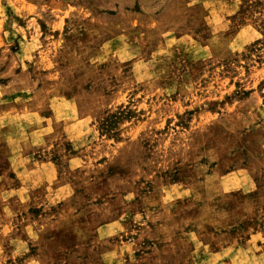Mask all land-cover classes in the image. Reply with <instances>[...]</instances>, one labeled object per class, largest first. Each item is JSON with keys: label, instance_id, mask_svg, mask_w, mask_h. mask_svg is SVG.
<instances>
[{"label": "rangeland", "instance_id": "1", "mask_svg": "<svg viewBox=\"0 0 264 264\" xmlns=\"http://www.w3.org/2000/svg\"><path fill=\"white\" fill-rule=\"evenodd\" d=\"M0 264H264V0H0Z\"/></svg>", "mask_w": 264, "mask_h": 264}]
</instances>
